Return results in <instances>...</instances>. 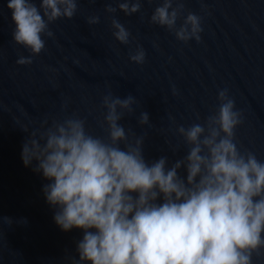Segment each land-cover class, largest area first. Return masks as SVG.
I'll use <instances>...</instances> for the list:
<instances>
[{
    "label": "water",
    "instance_id": "obj_1",
    "mask_svg": "<svg viewBox=\"0 0 264 264\" xmlns=\"http://www.w3.org/2000/svg\"><path fill=\"white\" fill-rule=\"evenodd\" d=\"M116 2L77 0L71 18L49 23L53 36L31 63L16 64L30 53L11 40L9 10L0 0V264H68V257L77 258L82 230L62 231L53 222L55 208L41 191L48 181L32 170L35 161L22 164L20 150L29 133L43 130L42 121L47 127L73 113L84 119L86 132L106 140L102 97L108 92L134 97L132 111L118 121L126 141L129 132L132 140L142 136L145 161L165 156L169 166L188 150L177 125L202 123L218 105L217 91L226 88L242 114L234 129L237 147L264 160V0H180L177 24L188 11L201 17L199 41L186 42L149 22L161 0H141L127 16L119 9L105 12L106 3ZM90 15L98 22L87 24ZM113 16L129 30V44L112 37ZM137 44L145 52L141 64L128 59ZM141 111L148 113L144 125L137 122ZM178 173L184 174L183 167ZM253 264H264V251L253 254Z\"/></svg>",
    "mask_w": 264,
    "mask_h": 264
},
{
    "label": "clouds",
    "instance_id": "obj_2",
    "mask_svg": "<svg viewBox=\"0 0 264 264\" xmlns=\"http://www.w3.org/2000/svg\"><path fill=\"white\" fill-rule=\"evenodd\" d=\"M5 7L11 40L30 53L15 63L30 64L53 36L49 23L71 18L77 0H5ZM140 7L141 0H117L104 10L127 16ZM182 8L180 0H161L148 20L177 40L199 41L201 17L188 11L177 24ZM98 19L85 17L89 25ZM110 28L117 42L129 44V30L114 16ZM144 58L139 44L128 56L136 64ZM216 98V109L202 123L177 125L188 150L169 166L165 156L145 161L142 136L132 140L129 132L126 141L118 121L132 111V95L102 97L106 140L86 132L75 113L47 127L42 121V131L29 133L20 159L26 167L35 161L32 170L48 181L41 191L55 208L53 222L62 231L82 230L77 258L68 257V264H253V254L264 251V160L237 147L234 129L242 114L227 89ZM137 122L148 123V113L141 111Z\"/></svg>",
    "mask_w": 264,
    "mask_h": 264
}]
</instances>
